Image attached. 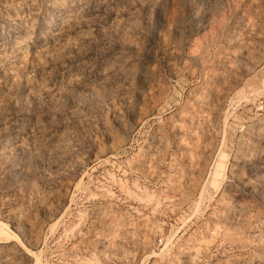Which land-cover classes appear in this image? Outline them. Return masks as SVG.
Here are the masks:
<instances>
[{
  "label": "rangeland",
  "instance_id": "1",
  "mask_svg": "<svg viewBox=\"0 0 264 264\" xmlns=\"http://www.w3.org/2000/svg\"><path fill=\"white\" fill-rule=\"evenodd\" d=\"M0 224V264H264V0H0Z\"/></svg>",
  "mask_w": 264,
  "mask_h": 264
},
{
  "label": "bare ground",
  "instance_id": "2",
  "mask_svg": "<svg viewBox=\"0 0 264 264\" xmlns=\"http://www.w3.org/2000/svg\"><path fill=\"white\" fill-rule=\"evenodd\" d=\"M0 234L6 236V238L10 237V234L8 233V231L1 224H0Z\"/></svg>",
  "mask_w": 264,
  "mask_h": 264
},
{
  "label": "built area",
  "instance_id": "3",
  "mask_svg": "<svg viewBox=\"0 0 264 264\" xmlns=\"http://www.w3.org/2000/svg\"><path fill=\"white\" fill-rule=\"evenodd\" d=\"M258 107H259V108H261V107H262V104H261V103H259V104H258Z\"/></svg>",
  "mask_w": 264,
  "mask_h": 264
}]
</instances>
